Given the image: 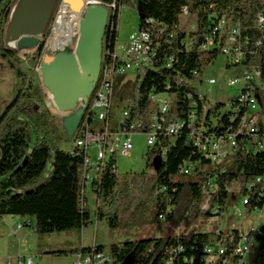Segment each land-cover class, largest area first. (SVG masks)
Segmentation results:
<instances>
[{
  "label": "trees",
  "instance_id": "1",
  "mask_svg": "<svg viewBox=\"0 0 264 264\" xmlns=\"http://www.w3.org/2000/svg\"><path fill=\"white\" fill-rule=\"evenodd\" d=\"M17 0H0V58L8 60L14 69L19 84L16 94L0 115V143L6 148V156L0 165V218L21 216L34 218V233L40 236L54 232L79 231L92 223V211L86 196L83 180L84 153L62 148L65 140L52 111L42 96L41 86L13 60L17 51L5 45V32L11 10ZM110 2L111 0H104ZM118 5L127 0H120ZM186 8L188 14L196 15L193 31L180 28V16ZM143 13V17L140 14ZM139 14L142 28L153 18L162 24L164 33L159 36L158 56L155 63L142 67L135 80H128L116 89V102L130 99L131 116L141 120L135 131L145 132L149 128L151 92H160L171 84V91L178 94L168 113V121L188 119L191 112L192 94L199 100L196 127L211 126L215 132H241L242 120L247 110L242 106L236 112L232 108L219 111L223 103L213 107L195 86L210 65L221 54L219 49H200L205 35L218 16L225 15L229 27L239 24L241 37L249 38L243 47V65H257L261 69L264 100V27L257 26V17H264V0H143ZM118 21V14L114 18ZM111 32L107 28V34ZM115 30L113 38L117 35ZM173 57V66H164L166 59ZM264 112V101H263ZM216 118V123H212ZM212 124L214 126H212ZM63 128V126H62ZM64 129V128H63ZM65 131V129H64ZM191 129L186 125L178 136L161 135L159 143L149 152L152 173L114 171L108 164L92 184L96 195V217L110 228H126L136 225L169 223L175 230L183 223L194 222L226 212L230 206L251 195L245 213L264 206V198L258 191L264 184H253L259 176L264 177V150L253 152L241 142H250L253 136L238 137V146L220 166H214L190 141ZM66 142L70 143L66 131ZM166 154L162 157L163 150ZM2 151L0 149V159ZM52 160L51 175L42 180L48 162ZM185 160L197 162L192 174H184L180 167ZM114 162V161H113ZM210 177L217 178V190L207 193ZM218 203V211L205 208L209 201ZM219 212V213H218ZM163 217L165 222L160 221ZM242 229L230 231H192L169 234L156 239H137L112 243L109 250L115 264H207L205 249L218 240L226 253L216 262L237 264L242 244ZM183 251L174 252L178 246ZM104 250V245H95ZM92 248L52 250L48 254H78ZM249 264H264V236Z\"/></svg>",
  "mask_w": 264,
  "mask_h": 264
},
{
  "label": "built area",
  "instance_id": "2",
  "mask_svg": "<svg viewBox=\"0 0 264 264\" xmlns=\"http://www.w3.org/2000/svg\"><path fill=\"white\" fill-rule=\"evenodd\" d=\"M85 4H103L111 14L108 25L111 32L109 34L106 32L104 38L100 78L89 101L80 100L75 110L59 111L54 104L51 91L43 84L41 70L42 63L46 61L47 56H53L59 51L74 48L80 36L79 25L81 18L84 16L85 8L76 11L70 4L59 0L45 33L39 36V44L34 48L17 51L22 65L31 69L34 77L37 78L41 86L42 96L49 105L55 121L59 120L61 126H63V120L66 116L73 114L78 109L83 110L80 124L74 135L70 137L71 141L68 149L71 152H81L85 155L83 164L85 188L87 185L92 186L97 175L107 168H99L101 154H109L108 166L113 163V170L119 171L118 159L120 156H131L135 147L133 138L136 134H144L147 138V145L152 150L159 143L161 135H170L176 138L182 129L188 125L191 129L190 141L204 158L214 166H220L229 158L238 146V137L240 136H253L251 142L245 138L241 139V142L245 143L249 150L253 152L264 150V100H261L260 95L263 86L262 73L257 65L242 64L245 58L243 47L248 44L249 38L243 39L241 37L239 24L229 27L226 16H218L210 31L205 35L200 49L202 51L219 49L221 54L226 55L228 58L229 64H227V67L239 69L236 76L229 79V85L241 84L242 87L239 93L230 99L228 109L232 108L236 112L242 106L247 107L242 120L241 132H231L229 130L226 133H220L212 131L211 126L196 127L199 100L194 98L192 94L187 95L193 100L188 119L176 122L168 121L167 115L178 94L177 91H171V84L168 83L164 91L150 93L149 128L145 132L138 133L135 129L141 126L142 122L138 118L129 121L132 105L130 99H125L122 103L116 102V89L120 84L136 79L131 78L132 70L136 71L134 74L137 76L140 68L155 63L158 56L159 36L164 33L165 29L162 24L150 18L146 21L144 27L139 26L130 34L127 40L121 41L118 21L116 24L114 21L117 14L119 20L120 5H117L116 2L110 3L104 0H85ZM182 13L188 15L187 9L184 8ZM256 23L259 28H263L264 17H257ZM115 30L118 33L113 38ZM173 61V57L166 59L164 66L167 68L172 67ZM203 78L204 74L195 82L196 87L197 84L204 82ZM207 82L210 85H215L218 83V79L215 77L209 78ZM205 99L206 105L213 107L208 101V96ZM212 123H216V120ZM213 124L212 126H214ZM162 153L163 157L166 154V149ZM196 165L197 162L185 160L180 170L184 174H192ZM216 184L217 178L210 177L207 193L216 192ZM253 184H264V177H257L255 182L248 186L249 189H253ZM258 197L264 198V186L258 191ZM250 198L251 195L249 194L240 201L238 208L243 209L240 212L241 214L245 211ZM204 207L210 208L213 206L208 201ZM253 213L258 214L259 222L264 220V206L256 208ZM160 221L165 222L163 217H160ZM166 224L169 225V223ZM23 228H33L34 230V224L33 222L18 221L13 234H17ZM219 231L217 230V232ZM262 236H264V222L262 225L258 226L257 224L248 232L242 233V244L237 264H249L251 262L250 259L256 255ZM90 247L92 248L91 251L84 252L81 250L73 264H115L114 255L109 249L96 251L95 245ZM183 250L184 247L180 245L174 249V252ZM205 251V260L207 264H211L226 253V248L218 240H215ZM226 262V259H222L221 264H226ZM0 264H34V255L4 253L0 249Z\"/></svg>",
  "mask_w": 264,
  "mask_h": 264
},
{
  "label": "rangeland",
  "instance_id": "3",
  "mask_svg": "<svg viewBox=\"0 0 264 264\" xmlns=\"http://www.w3.org/2000/svg\"><path fill=\"white\" fill-rule=\"evenodd\" d=\"M120 3V0H111L110 3ZM143 0H127L119 6V20L118 30L121 41L128 39L130 34L139 27V14L142 11ZM196 15L184 14L180 16V28L187 32L193 31L196 28ZM15 49V48H13ZM18 51L19 49H15ZM52 59L51 55L47 56L46 61ZM16 64L19 65L30 76H34L31 69L22 65V61L18 52L13 57ZM229 64L228 58L224 54H220L217 59L210 65L205 66L204 82L197 84L201 92V96L207 97L210 105L223 103L219 109L224 112L230 105V99L236 96L241 84L235 86L229 85V79L236 76L239 69L227 67ZM131 78H136V71L132 70ZM217 78L218 83L210 85L207 80L209 78ZM19 79L16 76L14 69L8 60L0 58V115L15 96ZM212 118H214L212 116ZM215 119L213 121L215 122ZM59 126L60 135L66 140L65 131L61 126L59 120L55 121ZM63 141L62 148H69V143ZM135 147L130 157L120 156L118 159L119 172H137V173H152L154 167L149 166L148 154L150 148L147 145V138L144 134H136L133 138ZM53 163L50 160L47 164L46 171L42 180H46L52 172ZM86 196L92 211V223L79 231H65L54 232L48 235L40 236L34 233L33 228H25L18 236L11 235L12 228L15 224L16 218L11 217L0 218V249L4 253L23 255H34V264H73L77 260L76 253H68L62 255L48 254L52 250L76 249L85 246L104 245L106 249L115 242L137 240V239H156L162 236H168L181 232L192 231H230L235 227H239L243 232H248L249 229L262 225L264 220L259 222L258 214L252 213L248 215L245 211L241 214L243 209H239V203L233 204L224 212L220 210L217 216L208 219H199L190 223H183L175 230L166 223L159 224H143L136 226H129L126 228H110L105 221H100L96 217L97 200L92 186H86ZM214 210H218V203L213 201L211 203ZM33 224L34 221H33ZM31 232V233H30ZM255 256L251 257L250 261Z\"/></svg>",
  "mask_w": 264,
  "mask_h": 264
},
{
  "label": "water",
  "instance_id": "4",
  "mask_svg": "<svg viewBox=\"0 0 264 264\" xmlns=\"http://www.w3.org/2000/svg\"><path fill=\"white\" fill-rule=\"evenodd\" d=\"M59 0H17L11 10L5 32L7 48L28 49L39 44L49 25ZM74 10L85 8L80 20V36L73 49L55 53L41 66L43 84L52 95L57 109L61 112L75 110L78 102L89 101L99 81L103 43L111 17L103 4H85V0H63ZM113 16V14H112ZM143 17V13L140 14ZM82 109L66 116L63 127L69 137L74 135L82 119ZM2 157L6 148L0 143Z\"/></svg>",
  "mask_w": 264,
  "mask_h": 264
},
{
  "label": "crops",
  "instance_id": "5",
  "mask_svg": "<svg viewBox=\"0 0 264 264\" xmlns=\"http://www.w3.org/2000/svg\"><path fill=\"white\" fill-rule=\"evenodd\" d=\"M52 57V56H51ZM14 98V96L11 98V100ZM9 104V103H8ZM4 217H11V219H13V218H16L17 220L15 221V224H14V226H13V228H12V231H11V235H15V236H18L19 235V233L21 232V231H23V229H25V228H23V229H21V231L19 230L18 232H17V234H13V231L16 229V222H18V221H27V223L28 222H33L34 221V218H31V217H21V216H9V215H7V216H4ZM27 229V228H26ZM31 233V232H30ZM85 246V245H84ZM10 254H12V253H10ZM20 254H22V253H20Z\"/></svg>",
  "mask_w": 264,
  "mask_h": 264
},
{
  "label": "bare ground",
  "instance_id": "6",
  "mask_svg": "<svg viewBox=\"0 0 264 264\" xmlns=\"http://www.w3.org/2000/svg\"><path fill=\"white\" fill-rule=\"evenodd\" d=\"M76 11H80L76 10ZM109 162V154H101V158H99V168H104Z\"/></svg>",
  "mask_w": 264,
  "mask_h": 264
},
{
  "label": "clouds",
  "instance_id": "7",
  "mask_svg": "<svg viewBox=\"0 0 264 264\" xmlns=\"http://www.w3.org/2000/svg\"><path fill=\"white\" fill-rule=\"evenodd\" d=\"M84 247H88V246H84Z\"/></svg>",
  "mask_w": 264,
  "mask_h": 264
}]
</instances>
